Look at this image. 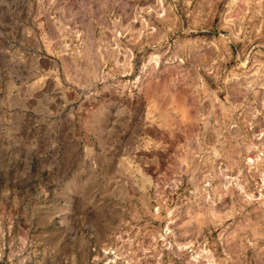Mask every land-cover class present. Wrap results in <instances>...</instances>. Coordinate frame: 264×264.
Returning a JSON list of instances; mask_svg holds the SVG:
<instances>
[{"label":"rangeland","instance_id":"374dc122","mask_svg":"<svg viewBox=\"0 0 264 264\" xmlns=\"http://www.w3.org/2000/svg\"><path fill=\"white\" fill-rule=\"evenodd\" d=\"M0 264H264V0H0Z\"/></svg>","mask_w":264,"mask_h":264},{"label":"bare ground","instance_id":"6f19581e","mask_svg":"<svg viewBox=\"0 0 264 264\" xmlns=\"http://www.w3.org/2000/svg\"><path fill=\"white\" fill-rule=\"evenodd\" d=\"M67 48V47H66Z\"/></svg>","mask_w":264,"mask_h":264}]
</instances>
